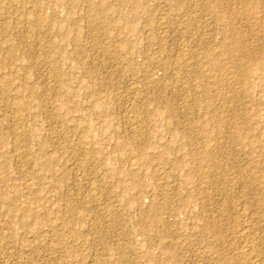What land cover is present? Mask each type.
<instances>
[{
  "label": "rangeland",
  "instance_id": "374dc122",
  "mask_svg": "<svg viewBox=\"0 0 264 264\" xmlns=\"http://www.w3.org/2000/svg\"><path fill=\"white\" fill-rule=\"evenodd\" d=\"M0 8V264H264V0Z\"/></svg>",
  "mask_w": 264,
  "mask_h": 264
},
{
  "label": "bare ground",
  "instance_id": "6f19581e",
  "mask_svg": "<svg viewBox=\"0 0 264 264\" xmlns=\"http://www.w3.org/2000/svg\"><path fill=\"white\" fill-rule=\"evenodd\" d=\"M247 2H248V1H247ZM11 3H12V2H11ZM18 3H19V2H18ZM261 3H262V2H261ZM246 5H247V4H246ZM1 8H2V7H1ZM1 8H0V9H1ZM23 17H24V16H23ZM45 27H46V26H45ZM30 40H31V39H30ZM237 40H238V39H237ZM235 41H236V40H235ZM8 46H9V45H8ZM232 46H233V45H232ZM234 49H235V48H234ZM241 50H242V49H241ZM234 52H235V51H234ZM238 52H239V51H238ZM209 53H210V52H209ZM241 54H242V53H241ZM218 55H219V54H218ZM193 56H194V53H193ZM220 56H221V55H220ZM244 56H245V55H244ZM195 57H196V56H195ZM216 60H217V59H216ZM238 62H239V61H238ZM244 63H246V62H244ZM184 64H185V63H184ZM184 64H183V65H184ZM247 64H248V63H247ZM185 66H186V65H185ZM242 66H243V65H242ZM192 67H193V66H192ZM185 69H186V68H185ZM190 70H191V69H190ZM186 72H187V71H186ZM242 74H243V73H242ZM242 76H243V75H242ZM244 76H245V75H244ZM176 79H177V78H176ZM179 80H180V79H179ZM175 81H176V80H175ZM182 85H183V84H182ZM4 86H5V85H4ZM184 90H185V89H184ZM208 91H209V90H208ZM186 92H187V91H186ZM19 106H20V105H19ZM19 109H21V108H19ZM19 111H20V110H19ZM19 117H20V116H19ZM19 121H21V119H20ZM136 121H137V120H136ZM137 123H138V122H137ZM21 124H22V122H21ZM136 128H137V127H136ZM20 129H21V128H20ZM135 130H136V129H135ZM200 154H201V153H200ZM202 154H203L202 157L206 158V156H207L209 153L207 154L206 152H203ZM251 177H253V176H251ZM260 200H261V199H260ZM259 204H260V203H259ZM263 204H264V203H263ZM260 206H261V205H260ZM243 228H244V227H243ZM245 228H246V227H245ZM244 230H245V229H244ZM246 230H247V229H246ZM242 231H243V230H242ZM247 231H248V230H247ZM246 233H247V232H246ZM243 234H244V233H243ZM247 234H248V233H247ZM239 235H240V233H239ZM242 236H243V235H242ZM244 236H245V235H244ZM250 236H251V235H250ZM246 243H247V242H246ZM248 244H249V243H248ZM251 244H252V243H251ZM251 244H250V245H251ZM243 246H244V245H243ZM244 247H245V246H244ZM247 247H248V246H247ZM250 247H251V246H250ZM250 247H249V248H250ZM252 247H254V246H252ZM252 247H251V249H252ZM240 248H242V247H240ZM245 248H246V247H245ZM245 250H246V249H245ZM241 251H242V250H241ZM248 251H249V250H248ZM254 251H255V250H254ZM249 252L252 253L253 251L251 252V250H250ZM249 252H248V254H249ZM243 253H244V252H243ZM256 254H257V253H256ZM244 255H246V254H244ZM252 255H253V253H252ZM246 256H247V255H246ZM248 256H249V255H248ZM254 256H255V255H254ZM257 257H260V256H257ZM245 259H246V258H245ZM248 259H249L250 262H252V261L250 260V258H248ZM256 259H257V258H256ZM256 259H255V260H256ZM225 260H226V259H225ZM252 260H253V259H252ZM258 261H259V260H258ZM228 262H229V261H228ZM243 262H244V261H243ZM244 263H245V262H244ZM256 263H257V261H256ZM228 264H230V263H228ZM247 264H248V263H247ZM250 264H251V263H250ZM252 264H253V263H252Z\"/></svg>",
  "mask_w": 264,
  "mask_h": 264
}]
</instances>
